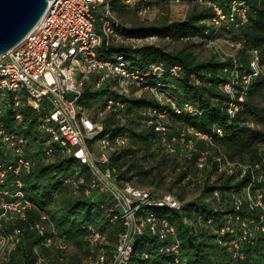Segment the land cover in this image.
<instances>
[{"label":"built area","instance_id":"obj_1","mask_svg":"<svg viewBox=\"0 0 264 264\" xmlns=\"http://www.w3.org/2000/svg\"><path fill=\"white\" fill-rule=\"evenodd\" d=\"M146 1L137 6L140 15H146L151 10ZM196 1L211 7L215 28L222 25L240 28L250 21L246 0H232L228 8L211 0ZM134 2L125 0L132 7L135 6ZM174 2L179 3L180 0ZM100 8L101 14L98 15L96 10ZM157 38L155 34L145 37L126 35L111 0H52L46 13L26 37L0 55V142L12 152L10 160L0 161V261L21 245L28 230L37 232L40 245L56 254L71 249V245L57 234L53 225L45 223L50 220L45 209L37 211V219L31 220L29 216L35 205L27 195L21 175L32 170V160L25 152V139L10 132L4 125L8 108L15 110L17 120L23 119L20 108L25 103L31 106L39 128L50 136L51 141L57 142L65 153L74 156L76 165L62 176L63 182L70 186L74 194L83 193L98 200L106 198L109 203L102 201L101 205L109 221L120 223L121 228L110 253L104 247L106 237L94 227H89L92 231V250L99 246L93 259L90 257V264H127L134 240L146 230L157 234L162 240L175 239L174 226L166 218L157 216L152 208L167 206L180 209V200L172 194L155 197L147 188L118 178L115 168L109 165L110 156L126 145L128 136L104 133L103 125L95 122L91 116L80 113L78 107L86 81L95 75L97 86L113 83L124 94H130L132 87L136 88L137 96L150 93L158 106L149 108L147 114L158 122L156 130L164 138L169 129L162 120L168 113L199 114V109L191 101L178 102L171 93L175 86L173 78L183 74L179 63L167 66L157 62L140 68L123 53L110 58L101 55L115 43L141 44L154 42ZM226 40L230 49L237 46L236 41ZM225 55L232 58L224 68L227 81L223 90L230 97L228 114L234 117L246 100L252 80L261 78L264 87V49H251L248 72H244L238 56ZM195 82L199 84L200 80L195 78ZM125 105L126 102L118 95H111L106 100L107 109H122ZM224 133L225 126L217 125L211 133L194 130L192 138L182 132L180 139L190 147L194 145V138L201 139L207 145L198 159L201 168L208 165L214 149L212 164L219 173L239 179L250 176L251 180L242 196L233 195L232 200L236 211L246 208L250 214L231 215L218 234L230 238L229 246L235 261L264 264V255L262 261L248 258V250L256 245L259 235L263 236L264 250V190L255 187L264 180V169H261L259 162L231 158L215 141L214 135L223 136ZM89 141L99 147L98 155L89 148ZM169 147L173 150L171 145ZM52 151V146H49L46 153L51 154ZM83 167L88 169L89 178L82 171ZM215 195H218L217 191ZM175 240L167 248L173 253L178 252V241ZM36 254L37 264H50L39 252Z\"/></svg>","mask_w":264,"mask_h":264},{"label":"trees","instance_id":"obj_2","mask_svg":"<svg viewBox=\"0 0 264 264\" xmlns=\"http://www.w3.org/2000/svg\"><path fill=\"white\" fill-rule=\"evenodd\" d=\"M151 1L147 0L146 4L149 5ZM170 1L174 2V0ZM211 1L228 8L232 0ZM180 2L193 4L182 20L172 22L163 20L151 25L138 24L129 27L121 23L125 27L126 35L145 37L148 34H155L158 37L156 41L141 44L115 43L101 55L110 58L123 53L129 61L140 68H147L157 62H163L167 66L179 63L183 74L179 78H173L175 86L171 89V93L178 102L191 101L200 113L195 115L168 113L162 120L169 129L164 138L156 130L158 122L147 114L149 108L158 106L157 100L150 93L145 92L136 96V88L132 87L130 94H124L116 89L113 83L97 86L95 75L86 81L82 96L78 100V107L80 113L87 114L95 122L102 124L104 133L113 135L122 133L128 136L126 145L112 152L109 165L115 168V175L118 178L128 180L135 186L147 188L155 197H162L168 193H156L153 189L140 184L138 179L149 177L155 167L172 158L176 146L188 148L190 152L187 154L188 160L190 159L189 161L195 164L196 169L204 176L211 177L212 173L217 174L218 179L215 184L206 181V177L201 182L202 200L183 202L179 196L169 193L180 200V209L167 206L152 208L157 216L166 218L174 226L178 252L167 250L176 241L175 239L170 237L162 240L157 234L146 230L134 240L133 251L127 264H241L232 256L230 238L218 234V231L228 222L231 215L250 214L246 208L236 211L232 202L233 195L242 196L244 188L251 180L250 176L239 179L219 173L212 164L214 149L208 165L201 168L198 159L201 150L207 148V145L201 139L194 138V145L190 147L181 142L180 134L185 132L188 138H192L194 130L211 133L214 126H225L223 136L214 135L215 141L221 148L231 158H234L236 152L240 150L251 151L249 158L241 160L259 162L261 169H264V154L256 150L259 149V145H264V132L252 128L247 120L248 117L260 118V109L252 102V98L256 94H264L261 78L252 80L242 108L231 117L227 111L230 97L224 92L223 85L227 81L224 68L231 63L232 57L215 54L208 60H197L190 50L192 47H204L218 38L236 41L237 46L233 48L232 54L238 56L244 72H248L251 49L255 47L264 49V0H246L249 5L250 21L240 28L226 25L215 28L210 6L200 4L196 0H180ZM111 4L112 8L122 4L128 6L125 0H111ZM166 40L180 41L183 46L178 50H168L159 44ZM195 78L200 80L199 84H196ZM111 95L121 96L126 102L125 107L107 109L106 100ZM20 112L23 114V119L17 120L15 110L8 108L4 125L10 132L25 139V152L32 160V170L21 175L27 195L35 205L30 211V219H37L39 216L37 211L45 209L50 217L45 223L53 225L57 234L71 245V249L72 247L82 249L87 262H81L80 259L76 263L71 262L70 251L58 252L57 256L62 255L64 258L59 260L56 257L54 259L58 262L51 261L53 259L51 254L55 255L56 252L41 246L37 232L28 230L21 245L10 256L0 261V264H37V252L47 258L50 264H90V257L92 256L93 259L99 246L94 247L96 250H92L90 245L92 231L89 227H94L106 237L104 247L106 252L110 253L121 228L120 223L109 221L106 210L101 205L102 201L109 203L106 198L98 200L71 191L70 186L63 182L62 176L76 165L74 156L65 153L57 142L51 141L50 136L39 128L36 115L29 104H23ZM88 145L93 149L94 154L98 155L94 142L89 141ZM49 146L53 149L51 154L46 153ZM145 149H149L148 155L161 156L157 161L158 166L145 167L142 161L135 159L134 156ZM144 155L142 157L145 158ZM11 157L12 152L0 142V161L10 160ZM81 169L89 178L88 169L86 167ZM184 176L185 172L182 171L180 179ZM255 187L264 190V180ZM216 191L218 195H215ZM248 251V258L263 260L262 235L258 236L256 245Z\"/></svg>","mask_w":264,"mask_h":264},{"label":"rangeland","instance_id":"obj_3","mask_svg":"<svg viewBox=\"0 0 264 264\" xmlns=\"http://www.w3.org/2000/svg\"><path fill=\"white\" fill-rule=\"evenodd\" d=\"M135 1L136 3L134 2V7L122 4V6L113 8L115 14L125 27L138 24L151 25L163 20H168L169 22L182 20L193 7V4H186L184 2L175 3L170 0H152L149 4L151 9L150 12L146 15H140L138 13L137 6L141 4L143 0ZM99 11H101V8L96 10L98 15L101 14ZM159 44L166 47L168 50L173 51L178 50L183 46V43L177 40L161 41ZM190 50L197 60H208L215 54L225 56V53L232 54L234 51L229 48L226 38H218L216 41L210 42L204 47H192ZM252 102L260 109V118L248 117V125L254 129L264 132V94H256L252 98ZM99 103H101V101H99ZM141 121L143 122V119H141ZM96 148V151L98 150L99 152V147L96 146ZM151 148L153 149L154 146L152 145ZM175 148L177 149L172 158L168 157L169 159L167 162H163L160 165L157 161L161 158V156L157 155L156 157H153L148 155L149 149H145L137 153L134 156L135 159L140 162L142 161V164L145 167H149L150 165H159L158 167H155L149 177H141L138 179V182L150 189H153L156 193H173L177 197L179 196L183 202L198 199L202 200L201 182L206 176H204L200 170L198 171L196 169L195 164H192L189 161L190 159L188 160L187 154L190 153L188 148L185 149L180 146H176ZM256 150L261 151L264 154V145H259V149ZM144 154L146 155L145 158L142 157ZM250 156L251 151L240 150V152H236L234 158L242 159L249 158ZM182 171L185 172V176L180 179ZM217 179V174L215 173H212L211 177H206V181L213 184L217 182ZM134 180L136 181V179ZM69 254L72 255L71 262L73 263H76L78 259H80L81 262H87V258L84 253H82V249H79V247H72ZM51 255L53 256L51 261L57 260L54 259L56 257L59 259L64 258L61 255L57 256V254L54 255L53 253ZM56 262H58V260Z\"/></svg>","mask_w":264,"mask_h":264},{"label":"water","instance_id":"obj_4","mask_svg":"<svg viewBox=\"0 0 264 264\" xmlns=\"http://www.w3.org/2000/svg\"><path fill=\"white\" fill-rule=\"evenodd\" d=\"M52 0H0V55L21 42Z\"/></svg>","mask_w":264,"mask_h":264},{"label":"bare ground","instance_id":"obj_5","mask_svg":"<svg viewBox=\"0 0 264 264\" xmlns=\"http://www.w3.org/2000/svg\"><path fill=\"white\" fill-rule=\"evenodd\" d=\"M50 4H51V1H50ZM50 4H49V5H50Z\"/></svg>","mask_w":264,"mask_h":264}]
</instances>
